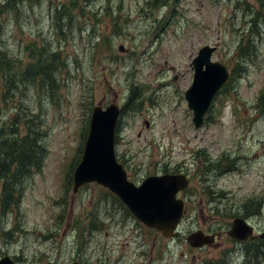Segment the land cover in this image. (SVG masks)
<instances>
[{
    "label": "rangeland",
    "instance_id": "374dc122",
    "mask_svg": "<svg viewBox=\"0 0 264 264\" xmlns=\"http://www.w3.org/2000/svg\"><path fill=\"white\" fill-rule=\"evenodd\" d=\"M205 44L218 46L212 59L231 77L208 124L195 128L185 91L192 60ZM38 51L48 60L59 52L55 79L27 69L37 66ZM1 55L13 60L16 74L11 82L9 75L0 78V127L21 135L37 129L45 157L16 186V200L0 201V258L16 264H264V237L228 234L236 218L264 230V0L156 6L148 0H5ZM132 89L137 106L128 103ZM111 103L126 106L116 151L133 180L168 165L193 172L183 235L157 238L161 251L153 260L151 252L140 256L136 244L125 245L128 237L106 222L116 216L133 224L114 194L95 182L74 190L89 117L96 105ZM197 230L221 235L196 249L187 237ZM135 233L153 245L147 227Z\"/></svg>",
    "mask_w": 264,
    "mask_h": 264
},
{
    "label": "water",
    "instance_id": "95a60500",
    "mask_svg": "<svg viewBox=\"0 0 264 264\" xmlns=\"http://www.w3.org/2000/svg\"><path fill=\"white\" fill-rule=\"evenodd\" d=\"M215 50V46L204 45L191 63L195 73L185 96L197 127L204 124L215 95L229 78L226 66L211 59ZM122 110L117 103L106 108L101 105L94 107L82 159L74 171V190L91 182L105 186L116 193L140 221L155 227L166 237L173 236L184 212V202L178 200L176 194L187 186L188 180L185 175L165 174L148 177L139 186L127 179L115 151L116 125ZM228 233L242 239L253 235V227L242 218H236ZM213 237L197 231L187 238L189 244L199 247L212 243ZM261 237H264V232ZM0 264L15 262L10 256H5L0 258Z\"/></svg>",
    "mask_w": 264,
    "mask_h": 264
},
{
    "label": "trees",
    "instance_id": "16d2710c",
    "mask_svg": "<svg viewBox=\"0 0 264 264\" xmlns=\"http://www.w3.org/2000/svg\"><path fill=\"white\" fill-rule=\"evenodd\" d=\"M171 0H148V4L156 6L163 2L168 4ZM64 13L63 11L58 14ZM58 20H63L64 14L57 17ZM59 56V52L51 53V60H48L47 54L42 51H38L36 58V67L30 65L27 69H32L38 74H42L46 78L55 79V73L57 71L56 60ZM2 64V73L0 78L2 80L7 79L9 75V82L14 80L12 74V66L14 62L12 59L1 55L0 65ZM34 64V63H33ZM26 69V70H27ZM23 72L22 76H24ZM235 71V70H234ZM28 76V75H27ZM133 89L130 91L129 101H135L137 98H133ZM262 101V99L260 98ZM41 137L37 129L29 131L24 135H21L18 130H12L7 132L5 126L0 127V201L2 205L8 206L12 201L16 200V186L27 178L32 172V167L40 169L43 158L45 157V149L41 142ZM121 205H123L121 203ZM127 213L130 214L127 207L123 206Z\"/></svg>",
    "mask_w": 264,
    "mask_h": 264
},
{
    "label": "flooded vegetation",
    "instance_id": "af4514ba",
    "mask_svg": "<svg viewBox=\"0 0 264 264\" xmlns=\"http://www.w3.org/2000/svg\"><path fill=\"white\" fill-rule=\"evenodd\" d=\"M201 151H203V150H201ZM181 173L188 174L189 178H190V181L193 180V172L190 169L183 168V166L169 167V165H168V166L164 167L163 171H161L160 173H156V174L162 175V174H181ZM130 177H131V175H130ZM188 192H189V186L185 190L180 191L178 193V195H177L178 197L183 198L185 200V203H186L184 216H183V219L181 221L182 223H183L184 220H186V218L189 215V211H190L189 210L190 196H189ZM120 204H121V202H120ZM122 206H125V205L123 204ZM190 208H191V205H190ZM109 210L113 211V208H109ZM129 212H130V210H129ZM128 215H130L132 217L130 219V220H133V224L132 225H129V224L125 223L122 219L117 218L116 216L110 217L106 222L110 225L111 230H113V233H115V234H117L119 236H127L128 237L127 238L128 239L127 243L125 245H129V246H132L133 244L137 245V249H135V253L138 252V254L140 256L141 255H148L149 256L150 252H151V258L149 256L150 260H153L155 255H159L160 251H161L159 249V253H157L156 248H155V244L157 242V238H161V239H163L165 241H169V240H173V239H175L177 237H180V235L181 236L183 235V234H181V231H183V228H181L182 224L179 225L176 235H174L172 237H164V235L160 231H158L157 229L147 227L142 222H140L131 212H130V214L128 213ZM138 224H139V226H138ZM98 225H102V223H99ZM141 225L147 227L148 230L153 234V240H152L153 241V245L152 246L149 245V242L146 239H144V238L142 239L139 236V234L136 235L135 231H138V227H140ZM210 233H214V234L216 233V237L218 239L220 238V235H221L220 233L215 232V231L214 232H210ZM137 236L139 237L138 241H136ZM257 239H260V238H257ZM110 247L111 246H109V248ZM196 249H202V248H196ZM111 263H113V262H111ZM102 264H110V263L106 262V263H102Z\"/></svg>",
    "mask_w": 264,
    "mask_h": 264
}]
</instances>
